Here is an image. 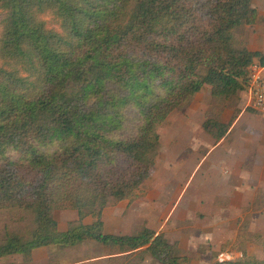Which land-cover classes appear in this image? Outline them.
Returning a JSON list of instances; mask_svg holds the SVG:
<instances>
[{
	"label": "trees",
	"instance_id": "1",
	"mask_svg": "<svg viewBox=\"0 0 264 264\" xmlns=\"http://www.w3.org/2000/svg\"><path fill=\"white\" fill-rule=\"evenodd\" d=\"M0 10V212L32 225L3 229L0 261L95 243L186 264L178 244L150 228L104 233L102 213L138 198L173 111L204 87L221 105L237 99L251 64L264 65L238 36L258 21L252 0H0ZM237 112L229 123L207 117L203 132L219 141ZM54 211L78 218L60 232ZM261 245L260 258L243 250L217 264H264Z\"/></svg>",
	"mask_w": 264,
	"mask_h": 264
},
{
	"label": "rangeland",
	"instance_id": "2",
	"mask_svg": "<svg viewBox=\"0 0 264 264\" xmlns=\"http://www.w3.org/2000/svg\"><path fill=\"white\" fill-rule=\"evenodd\" d=\"M259 6V0H255ZM257 24L258 29H264V8ZM2 12L0 10V20ZM43 20L48 28L57 29L55 20L45 14ZM254 28L244 27L239 31L238 36L247 40L249 31ZM247 90L239 94L237 99L226 102L224 105L210 99L208 91L202 90L196 100L183 110H175L168 120L160 128L162 137L161 150L159 152L156 168L151 173V179L146 181L141 188L138 199L131 205L123 206L121 209H109L105 213L104 231L113 234H132L139 231L142 227L148 226L155 231L164 234L165 239L170 243H177L181 255L188 259L186 264H217L223 261H232L240 256V251L246 250L248 256L261 257L262 243L264 244V210L260 219H246L251 215L253 209L259 206L254 203L240 209L236 214L242 213L244 220L240 219H220L215 217L218 212L213 208L203 212L202 204L188 201L185 196L177 205L172 202L178 199L179 186L186 179V172L189 166L192 168L200 155H204L209 146L200 143L203 136L198 129V125L205 113L197 112L198 106H208V115L217 116L221 120L229 122L233 111L239 113L245 110L248 105ZM199 102V105L197 103ZM247 105V106H246ZM206 109V110H207ZM245 121L237 128L246 132V116L252 115L254 118L259 115L255 112H245ZM252 117V118H253ZM238 143H242L239 139ZM246 141V139H245ZM193 144V145H192ZM189 160V161H186ZM227 164L224 163L223 166ZM183 169L182 173L181 170ZM200 176L198 175V178ZM192 188V186L190 187ZM188 189V191L190 190ZM187 205V206H186ZM177 206L173 215L166 219L169 209ZM250 209L251 212L246 211ZM72 211H54L53 216L60 223V219ZM234 213V212H233ZM232 213V216H236ZM20 217V214L10 212H0V234L3 229L25 233L31 228L30 219ZM180 217V218H178ZM227 222V223H223ZM259 232L260 237L253 235ZM236 234L237 236L235 237ZM234 235V238H232ZM243 236V237H241ZM47 249L39 252L35 264H43ZM107 253V249L101 248L97 244H84L73 249L60 250L56 248L54 264H160L149 255L142 259L134 260L132 257H122L115 262H107V259H99ZM98 258V259H96ZM18 259L13 260V264H19ZM10 259L6 258L2 264H9ZM58 261V263H56Z\"/></svg>",
	"mask_w": 264,
	"mask_h": 264
},
{
	"label": "crops",
	"instance_id": "3",
	"mask_svg": "<svg viewBox=\"0 0 264 264\" xmlns=\"http://www.w3.org/2000/svg\"><path fill=\"white\" fill-rule=\"evenodd\" d=\"M259 2H260L259 4H261L260 6L255 3V0H252V6L258 12V20L262 14L261 8H264V0H259ZM255 25L253 26L254 28H252L247 35L246 46L252 52H260L264 54V29H258L255 27ZM254 62H257L259 64L257 60H255ZM205 89L208 91L206 87H204L202 90ZM199 93L195 95L191 104L193 103L194 100H196V97L199 95ZM197 105H199V102L197 103ZM207 107L208 106L206 105L198 106L197 112L200 113L201 111H203V114L205 113V115H203L198 125V129L201 131V133L204 136L200 139L201 141L200 143H205L206 145L209 146V149L204 155H200L197 159H194L196 164L192 168L189 166V170H187L186 172L187 173L186 179L182 183V187L179 186L178 199L172 202H175L178 205L181 202V200L185 196H187L186 202L188 201L190 202L193 200V202L202 204L203 212L210 210V208L216 210L218 213L215 214V217L218 220L236 219L237 222L240 221V219L244 220L245 218L242 216V213L236 214L235 212H238L242 208L252 206L254 203H258L259 206L253 209L252 212L250 211V209H246V211H248V214L249 212H251L250 216H247L246 213V219H248L250 225L249 219L252 220L260 219V215L264 210V114L255 112L251 108L247 107L245 110H242L241 112L236 114V117L230 124L226 135L222 139L216 142L212 138H210L207 134H205L201 127L205 119L211 116L208 115L209 113ZM247 111L255 112L256 114L259 115H257L255 118L252 115L246 116V132H244L243 130L238 129L237 127L245 121L244 113ZM170 115L168 116V118L170 117ZM168 118L166 119V121L168 120ZM220 121L222 123H229L222 119ZM164 123L162 124V127ZM160 139L162 140L161 134H160ZM239 139L242 140V143H238L240 142L238 141ZM161 145H162V141H161ZM226 162L227 164L223 166L224 163ZM182 171L183 169L181 170V173ZM198 175L200 176L199 178ZM191 186L192 188H190ZM189 188L190 190L188 191ZM135 200L132 202L122 201L113 207L106 208L102 213L103 223H104L105 213L107 210L109 209L119 210L123 206L131 205L133 202H135ZM176 207L177 206H173L171 209H169L168 210L169 213L164 215V217L166 216L167 219L171 215H173ZM64 212H68V211H64ZM232 213L236 216L235 217L232 216ZM77 218L78 216L76 211H72L71 214H66L65 216L63 214L62 217L60 216V219L63 220L62 223H60L56 219L58 223V230L60 232L66 231L68 222L77 220ZM83 223L84 224L92 223V218L91 217L85 218ZM223 223H227V222H223ZM145 227L150 228L148 226ZM155 232L157 234L160 233L159 231H155ZM250 232L257 233V235L261 234L256 231L253 232L251 231V229ZM104 233L113 234V233H107L105 231ZM114 235H128V234H114ZM234 235L235 237L237 236L236 234ZM234 235L232 238H234ZM84 244H95V243H84ZM101 248L107 249V253L104 254L99 259L105 258L107 259V262H115L120 258L122 259V257L128 258L126 257L127 254L112 253L109 251L108 248L104 246H101ZM44 249H47L48 251H47V255L44 257L45 259L43 260V264H54L56 257V247H42L39 249H35L32 252V260L30 263H24L20 255H14L3 258L0 261V264H2V262L6 258L10 259L9 264H13L14 263L13 260L15 259H18L17 261H19V264H35L37 262V256L39 252ZM60 250H64V249H60ZM56 263H58V261Z\"/></svg>",
	"mask_w": 264,
	"mask_h": 264
},
{
	"label": "built area",
	"instance_id": "4",
	"mask_svg": "<svg viewBox=\"0 0 264 264\" xmlns=\"http://www.w3.org/2000/svg\"><path fill=\"white\" fill-rule=\"evenodd\" d=\"M249 77L246 88L248 105L255 112L264 114V67L253 62L249 67Z\"/></svg>",
	"mask_w": 264,
	"mask_h": 264
}]
</instances>
